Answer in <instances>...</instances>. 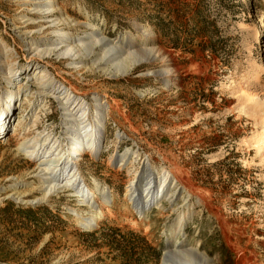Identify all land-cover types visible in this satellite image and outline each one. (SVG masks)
Returning a JSON list of instances; mask_svg holds the SVG:
<instances>
[{
  "label": "rangeland",
  "instance_id": "obj_1",
  "mask_svg": "<svg viewBox=\"0 0 264 264\" xmlns=\"http://www.w3.org/2000/svg\"><path fill=\"white\" fill-rule=\"evenodd\" d=\"M148 47L168 61H139ZM262 95L264 0H0V264H264ZM83 120L94 154L71 137ZM65 156L87 202L58 180Z\"/></svg>",
  "mask_w": 264,
  "mask_h": 264
},
{
  "label": "bare ground",
  "instance_id": "obj_2",
  "mask_svg": "<svg viewBox=\"0 0 264 264\" xmlns=\"http://www.w3.org/2000/svg\"><path fill=\"white\" fill-rule=\"evenodd\" d=\"M48 1V0H47ZM47 4V3H46ZM49 6V5H48ZM52 9V8H51ZM59 34V33H58ZM143 35H148L150 36L151 35V32L149 30H144L143 31ZM95 38V36L93 37ZM105 38V37H104ZM95 43L97 41L94 40ZM63 42L62 41V36L61 35H56V39L55 41H53L51 43L52 46L48 47L46 50V54H49L56 51L58 49L57 45L58 46H61L60 43ZM99 42V41H98ZM104 44H107L106 41H104L102 43V45ZM101 45V46H102ZM99 46V45H97ZM137 46V45H136ZM133 47V46H132ZM103 48V47H102ZM126 48V47H125ZM67 49V47H66ZM68 51V50H66ZM126 52V51H125ZM131 52V51H130ZM45 53V52H44ZM61 53V52H60ZM72 53V52H71ZM103 53H104V50H103ZM110 53V54H109ZM133 53V51H132ZM109 54V55H108ZM119 54V53H118ZM141 54V53H140ZM166 56L163 57V53L159 50V49H155L154 47H148L146 48V56H143L144 58H141L140 56V59L139 61H143V60H146V61H150V60H153V59H156V58H162L163 61L167 62L168 60H164L168 57V54L165 53ZM116 55V54H115ZM136 55V54H135ZM142 55V54H141ZM65 56V55H64ZM68 56V55H67ZM108 56V57H106ZM106 58V61H110L112 60L113 58V55L111 54V47L109 49H107V51L103 54V57L102 58ZM101 59H99L100 61ZM135 60V59H134ZM137 60V59H136ZM102 61V60H101ZM100 64V63H99ZM114 64V63H113ZM170 64V63H169ZM115 66V65H114ZM116 68V67H115ZM39 73L42 72V75L40 76V80H41V84L44 83V80L43 79H46L45 80V83L47 85H43L42 88H46L47 86L51 85V89L53 90H57V92L59 94L62 95V99L64 98L65 102H68V107H64V109L66 108V110L68 112H70L69 114L73 113V110L75 107H77V105L81 106L82 103H78V101L75 99H70V95L72 94V92L69 90V88L63 86L61 83H54L51 84L50 82L52 81V79L50 77H48V75L45 73L46 71L45 70H38ZM162 72V73H161ZM160 73L163 75V76H166L169 74V81H173V83L176 82V76H177V68L175 66H173L172 68L170 67H164L163 71H161ZM160 75V74H159ZM55 94V93H54ZM60 98V97H59ZM64 102V103H65ZM110 106V104H109ZM84 107V106H83ZM257 107H258V111L261 113V118H260V130L259 132L256 134L255 138L253 139L254 143H256L257 145V148H256V153L258 152H261L263 151L264 152V95H262L259 99V101L257 102ZM66 111V112H67ZM14 114V107L11 106V104L9 102L6 101V104L4 107H2L0 109V128L1 127H4V125L6 124V122L8 123L10 118L12 117V115ZM88 120H83L81 121V123H79L80 125V128L78 131H76V133H73L71 134V137L74 136V139L77 140V146H76V149L77 150H80V148H89L91 150V153L94 154L98 151L99 149V144L96 143V133L97 131L99 130H95V129H92L93 127V124H89L87 123ZM88 130H90V134L87 133ZM95 130V131H94ZM70 133V132H69ZM68 135V134H67ZM47 140V137H45L43 139V141H46ZM28 144V143H27ZM73 144V143H72ZM21 145V144H20ZM23 145V144H22ZM31 145V144H30ZM70 145V144H69ZM25 147V146H24ZM53 147V144L49 147V149H51ZM75 146L73 145H70L69 148H74ZM56 148V147H55ZM53 150V149H52ZM60 151V150H59ZM49 153V152H48ZM57 153V152H56ZM28 154L29 156L35 158L36 157V153L35 151L31 150V151H28ZM46 154V153H45ZM62 154V153H61ZM43 157V156H42ZM61 157V156H60ZM41 158V157H40ZM58 158V157H57ZM262 158V157H261ZM72 159L68 158V156H65L64 159H63V165L62 167L59 169V172L57 174V177H58V180L60 182H63L64 185H69L72 183V188L76 191V193L80 192L82 193L83 191H85V188L88 189L87 185L84 183V182H81L80 184H78L77 186L73 183L74 180L77 179V169L74 167L71 161ZM44 167V166H43ZM56 170V169H55ZM53 176V175H52ZM171 176L174 178V179H177L176 177H174V175L171 173ZM168 177V173L164 175V179H163V182H165V180L167 179ZM176 181V180H175ZM150 183V181H148ZM149 183H147V186L144 187L143 190H141L138 194L139 198H141V200H146L147 202L151 201L154 197V190L150 188V185ZM149 185V186H148ZM131 186V184L129 185ZM45 187V186H44ZM131 189V188H130ZM89 190V189H88ZM88 190H86L85 192H83L85 195V197L83 198V201L84 202H87L86 199L89 198L90 195H92L93 197L96 196L95 192L94 193H91L88 192ZM129 192V191H128ZM17 195V194H16ZM50 195L49 193V190L44 192L43 195L39 198L40 200L41 199H45L47 198L48 196ZM82 195V194H81ZM144 198V199H143ZM104 199H106L105 201V205H109L110 204V201L105 197ZM133 202V201H132ZM140 208V212L139 213H142L144 210H145V207L143 206V204H141V206L139 207ZM102 214V210H97L95 211L91 216L90 218L93 217V220H98L100 218ZM143 215V214H142ZM185 215L181 214L179 215L178 219H177V223L182 219L184 218ZM86 226L92 224L91 221L90 222H84ZM140 224V223H139ZM178 226V225H176ZM139 227V226H138ZM137 228V227H136ZM193 251V250H192ZM167 252V251H166ZM169 252V251H168ZM173 252V251H171ZM183 253V252H182ZM170 255L174 254V252L171 254L169 253ZM167 255L170 257V255Z\"/></svg>",
  "mask_w": 264,
  "mask_h": 264
}]
</instances>
